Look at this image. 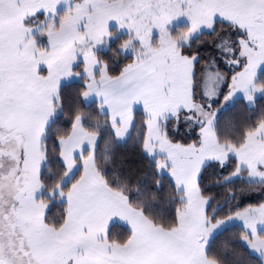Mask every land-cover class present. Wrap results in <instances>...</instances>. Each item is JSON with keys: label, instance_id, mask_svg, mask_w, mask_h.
<instances>
[{"label": "snow or ice", "instance_id": "1", "mask_svg": "<svg viewBox=\"0 0 264 264\" xmlns=\"http://www.w3.org/2000/svg\"><path fill=\"white\" fill-rule=\"evenodd\" d=\"M0 264H264V0H0Z\"/></svg>", "mask_w": 264, "mask_h": 264}]
</instances>
